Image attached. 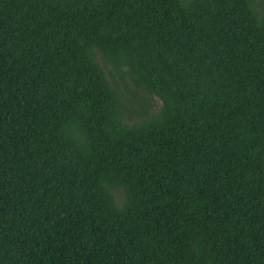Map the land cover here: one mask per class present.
I'll return each instance as SVG.
<instances>
[{
    "label": "trees",
    "instance_id": "obj_1",
    "mask_svg": "<svg viewBox=\"0 0 264 264\" xmlns=\"http://www.w3.org/2000/svg\"><path fill=\"white\" fill-rule=\"evenodd\" d=\"M0 264H264V2L0 0Z\"/></svg>",
    "mask_w": 264,
    "mask_h": 264
},
{
    "label": "rangeland",
    "instance_id": "obj_2",
    "mask_svg": "<svg viewBox=\"0 0 264 264\" xmlns=\"http://www.w3.org/2000/svg\"><path fill=\"white\" fill-rule=\"evenodd\" d=\"M264 2V0H261ZM97 61L98 63L101 65V67L103 68L106 77L109 79V81L111 82H115L120 86V89H122L123 91L125 90L124 84L126 83L130 88L132 86V80L130 79V76H128L127 74H125V72L127 71V69L125 67L122 68L123 73H120L118 71H115L113 69V67L111 66L110 62L106 59H101L99 56H97ZM123 75V77L121 78V76ZM134 92H138L139 94H141L143 97H145L148 101V108H146V104H144V102H142V100H138L140 98V96L138 95V99L136 100V102L133 104V106H131L132 109H137V110H148L149 113H156L158 112V110L160 109L161 106V102L158 99V97H156L155 95L149 94L146 91H144L143 89H135L133 90ZM146 111H144V113H147ZM142 116L140 114L137 113H132V112H124L123 115V121L131 123V122H135L138 121ZM114 192L116 193L117 196H119V192L114 190Z\"/></svg>",
    "mask_w": 264,
    "mask_h": 264
}]
</instances>
